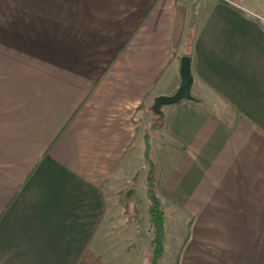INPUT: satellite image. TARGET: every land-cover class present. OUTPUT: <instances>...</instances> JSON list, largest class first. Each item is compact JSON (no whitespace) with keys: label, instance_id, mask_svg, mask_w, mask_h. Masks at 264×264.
Here are the masks:
<instances>
[{"label":"crops","instance_id":"0c3cea01","mask_svg":"<svg viewBox=\"0 0 264 264\" xmlns=\"http://www.w3.org/2000/svg\"><path fill=\"white\" fill-rule=\"evenodd\" d=\"M185 55L158 264H264V0H0V264H151Z\"/></svg>","mask_w":264,"mask_h":264},{"label":"trees","instance_id":"16d2710c","mask_svg":"<svg viewBox=\"0 0 264 264\" xmlns=\"http://www.w3.org/2000/svg\"><path fill=\"white\" fill-rule=\"evenodd\" d=\"M189 101L195 104L199 102V100L194 97ZM158 125L155 126V128L160 126ZM144 158L148 165L147 187H148V195L150 199V208H149L150 221L154 228V237L151 241L153 247V256H152L151 264H158L160 259L164 255L165 213L161 207L160 201L156 193V187L158 184L156 171L158 169V166L150 156V142H149L148 134L145 137Z\"/></svg>","mask_w":264,"mask_h":264},{"label":"rangeland","instance_id":"374dc122","mask_svg":"<svg viewBox=\"0 0 264 264\" xmlns=\"http://www.w3.org/2000/svg\"><path fill=\"white\" fill-rule=\"evenodd\" d=\"M156 107H155V101L152 103H146L145 104V110L143 111V116L139 118V122H141L140 124V131H139V140L141 142V147H140V158L143 159V163H144V167L143 170L148 171V165L145 161L144 156L142 155V151L145 148V137L148 134L149 135V140L152 141L153 143H157L160 142L162 140L160 133H161V126H162V122H163V118L161 117V115H159L160 111H156ZM161 110V108L159 109ZM158 112V113H157ZM160 126H159V125ZM159 126L157 128H155V126ZM153 157V152L152 155ZM156 175H157V171H156ZM133 186H130L129 188H126L124 194H130L134 188H132ZM143 230L146 229L145 225L144 227L142 226ZM170 236V235H169ZM153 237H154V232H153ZM148 237L145 238V240L147 241ZM169 245V244H168ZM107 247L106 246H98L97 245V251H99L101 253V255L109 260L111 263L115 264V262L113 261V255L112 253L108 251H106Z\"/></svg>","mask_w":264,"mask_h":264},{"label":"water","instance_id":"95a60500","mask_svg":"<svg viewBox=\"0 0 264 264\" xmlns=\"http://www.w3.org/2000/svg\"><path fill=\"white\" fill-rule=\"evenodd\" d=\"M181 83L178 90L170 96H160L155 100L156 111H159L164 104H176L182 100H190L193 98L191 89L193 85L192 60L191 57L185 55L181 60Z\"/></svg>","mask_w":264,"mask_h":264}]
</instances>
